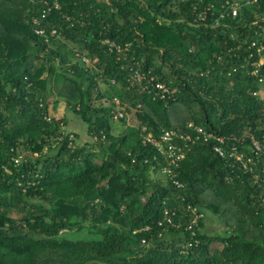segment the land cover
I'll return each instance as SVG.
<instances>
[{
  "label": "trees",
  "instance_id": "16d2710c",
  "mask_svg": "<svg viewBox=\"0 0 264 264\" xmlns=\"http://www.w3.org/2000/svg\"><path fill=\"white\" fill-rule=\"evenodd\" d=\"M46 1L0 0V264H264V0ZM114 98L136 122L117 133ZM61 99L89 140L50 115ZM189 122L224 155L196 141L162 174L145 136Z\"/></svg>",
  "mask_w": 264,
  "mask_h": 264
},
{
  "label": "built area",
  "instance_id": "2783aa9c",
  "mask_svg": "<svg viewBox=\"0 0 264 264\" xmlns=\"http://www.w3.org/2000/svg\"><path fill=\"white\" fill-rule=\"evenodd\" d=\"M43 3H47L46 0H42ZM256 0H238L233 1L229 4V14L232 16L237 15L238 9L242 5H247L250 3L255 2ZM52 7L58 8L59 4L56 0H53L51 5L47 7V11L50 10ZM45 13V10L43 11ZM45 14H42V17H44ZM221 16H224V13L221 14ZM199 19H204L205 14H199ZM34 23H38L37 18H33ZM215 23H217V19L214 20ZM35 33L41 35L44 34V29L42 28H35ZM57 34V31L55 28L51 29L50 35L53 36ZM45 40L48 41V37H45ZM108 43V41H106ZM254 44V42H252ZM110 46H114L113 43L109 42ZM75 55L80 58L83 62L86 64H90V59L86 56L81 55L79 52H76ZM261 61V60H260ZM133 78L136 80V82L140 83V81L143 79V76L140 72L137 70L133 73ZM152 79V78H151ZM150 79V80H151ZM149 82V81H147ZM142 88H146V85L141 84ZM164 85L160 82H157L155 84V87L159 89L164 90ZM113 101L116 103V105H119L118 99L114 98ZM115 117L121 118L124 116L123 108H120V110L116 111L114 114ZM146 141L150 142L151 144L155 145L157 149L160 151V153L165 158V164L161 167L162 174L168 175L170 177L175 176L176 170L179 166L180 161L183 159L185 155V150L191 143H195L196 141H202L207 142L211 139H214L217 143L213 144V150L218 153L219 155H224V149L221 147V143L224 142V138L218 135H215L212 131L206 130L201 125L194 124L192 122L187 123L183 128H170V129H164L158 138H155L151 136L150 134L146 135L144 138ZM251 149L254 151L257 155H264V139L263 143H260L256 141L255 139L251 140ZM234 154L236 159L240 160L242 164L245 166L247 161H251L252 158L248 157L246 160H243V155L241 152H234L232 150L230 152V155ZM263 168H264V161H263ZM174 183L178 186H181L179 181L176 179L173 180ZM190 213L192 214L191 221L188 225V228H191L192 226H195L197 223V220L199 217H201V214L197 212L195 207L188 206L187 207ZM175 212L173 210L165 209L163 212L162 219L159 221V225L167 224L171 225L173 224V216Z\"/></svg>",
  "mask_w": 264,
  "mask_h": 264
},
{
  "label": "rangeland",
  "instance_id": "374dc122",
  "mask_svg": "<svg viewBox=\"0 0 264 264\" xmlns=\"http://www.w3.org/2000/svg\"><path fill=\"white\" fill-rule=\"evenodd\" d=\"M258 94L264 98V83L262 84L260 90L258 91ZM57 98L56 90L54 91V94L50 96V101L54 100ZM106 103H109L106 100ZM120 108L124 109V106L119 104L115 106V112L120 110ZM50 115L52 117H61L65 116L67 117L68 121L64 125L65 130H72L78 134L77 141L83 142L85 140H89V137L86 132V127L85 124L80 121L70 110H67L65 108L64 101L58 100V103L54 106L53 103H51V108H50ZM124 118H125V123H123L118 117H113V131L115 133L119 132L126 123L129 124H135V117L133 112H126L124 113ZM152 177L155 178H163V175L159 172L156 173H151ZM224 227L222 224L219 222L217 217L213 215L211 212L207 211L204 215V228L203 230L206 231L207 233L213 234L215 232H221ZM67 235L71 238H82L86 237V230L81 229V230H73L71 232H68Z\"/></svg>",
  "mask_w": 264,
  "mask_h": 264
}]
</instances>
